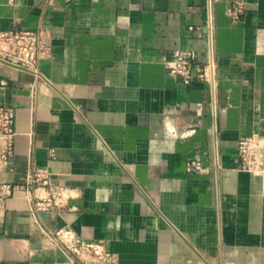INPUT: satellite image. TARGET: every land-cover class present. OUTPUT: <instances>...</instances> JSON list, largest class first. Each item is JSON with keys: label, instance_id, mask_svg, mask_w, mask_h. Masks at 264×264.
<instances>
[{"label": "crops", "instance_id": "obj_1", "mask_svg": "<svg viewBox=\"0 0 264 264\" xmlns=\"http://www.w3.org/2000/svg\"><path fill=\"white\" fill-rule=\"evenodd\" d=\"M235 1L0 0V30L48 32L35 70L0 61L17 131L0 264L75 263L45 243L61 227L124 264H264V171L238 155L241 137L264 139V0H245L237 24ZM180 48L211 62V83L169 74ZM177 104L185 136L172 141L163 119ZM200 152L208 171L188 173Z\"/></svg>", "mask_w": 264, "mask_h": 264}, {"label": "built area", "instance_id": "obj_2", "mask_svg": "<svg viewBox=\"0 0 264 264\" xmlns=\"http://www.w3.org/2000/svg\"><path fill=\"white\" fill-rule=\"evenodd\" d=\"M248 3L245 0H237L228 6V14L233 23L241 21ZM48 32L45 29H5L0 30V59L10 62L18 67L35 70L42 55L47 50ZM168 72L173 77H181L187 85L196 82L211 83L213 79V66L211 62L200 59L194 49H177L166 62ZM184 105L177 104L166 112L163 119L164 133L169 140L184 137L180 133L172 117L178 114ZM200 112V111H199ZM16 112L14 107L0 106V171L10 168L15 154L17 131L15 128ZM238 155L240 168L250 172L264 171V139L256 135L243 136L238 142ZM209 167L205 165L203 153H197L187 159L186 170L191 174L207 172ZM42 173L36 172L32 181L46 183L42 179ZM55 194V193H53ZM51 199L40 202L38 205L44 209L48 207ZM48 242H60L70 251L77 261L73 264H124L118 256L112 252L105 243L85 239L69 227H61L53 235L45 237Z\"/></svg>", "mask_w": 264, "mask_h": 264}, {"label": "water", "instance_id": "obj_3", "mask_svg": "<svg viewBox=\"0 0 264 264\" xmlns=\"http://www.w3.org/2000/svg\"><path fill=\"white\" fill-rule=\"evenodd\" d=\"M0 61H3V62H5V61H4V60H2V59H0ZM226 96H227V95H226L225 93H223V94H222V98H221V100H222V103H223V104H225V103H226Z\"/></svg>", "mask_w": 264, "mask_h": 264}]
</instances>
